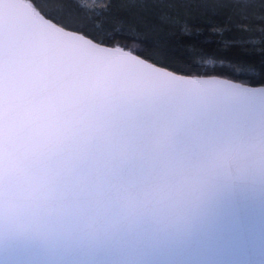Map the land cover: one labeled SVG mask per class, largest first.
I'll return each instance as SVG.
<instances>
[{
	"label": "clouds",
	"instance_id": "clouds-1",
	"mask_svg": "<svg viewBox=\"0 0 264 264\" xmlns=\"http://www.w3.org/2000/svg\"><path fill=\"white\" fill-rule=\"evenodd\" d=\"M256 127L232 92L168 89L119 67L88 73L54 133L0 151V227L69 246L179 230L222 184L264 181Z\"/></svg>",
	"mask_w": 264,
	"mask_h": 264
},
{
	"label": "snow or ice",
	"instance_id": "snow-or-ice-1",
	"mask_svg": "<svg viewBox=\"0 0 264 264\" xmlns=\"http://www.w3.org/2000/svg\"><path fill=\"white\" fill-rule=\"evenodd\" d=\"M52 3L57 5L61 0ZM74 3L78 8L85 7L78 0ZM129 3L149 6L146 0ZM159 19L165 23L170 16L164 12ZM100 27L63 18L55 6L41 15L33 0H0V151L54 133L79 103L86 74L115 67L168 89L235 93L256 119L257 135L264 136V87L254 89L214 76L182 77L161 70L132 54L143 53L142 48L124 51L127 45L104 46L105 40L112 36L106 31L97 33L95 30ZM160 62H164L162 58ZM259 83L264 85V78ZM246 132L247 129L241 130L242 135Z\"/></svg>",
	"mask_w": 264,
	"mask_h": 264
},
{
	"label": "trees",
	"instance_id": "trees-1",
	"mask_svg": "<svg viewBox=\"0 0 264 264\" xmlns=\"http://www.w3.org/2000/svg\"><path fill=\"white\" fill-rule=\"evenodd\" d=\"M78 2L85 7L78 8L74 0L57 5L33 0L44 14L55 6L63 18L101 26L97 33L112 36L104 44L142 48L143 53H136L175 72L262 85L264 0H146L148 7L131 6L129 0ZM164 12L170 19L162 23L159 16Z\"/></svg>",
	"mask_w": 264,
	"mask_h": 264
},
{
	"label": "water",
	"instance_id": "water-1",
	"mask_svg": "<svg viewBox=\"0 0 264 264\" xmlns=\"http://www.w3.org/2000/svg\"><path fill=\"white\" fill-rule=\"evenodd\" d=\"M132 54L161 70L193 76ZM0 264H264V181L224 183L185 227L136 243L69 246L0 227Z\"/></svg>",
	"mask_w": 264,
	"mask_h": 264
},
{
	"label": "rangeland",
	"instance_id": "rangeland-1",
	"mask_svg": "<svg viewBox=\"0 0 264 264\" xmlns=\"http://www.w3.org/2000/svg\"><path fill=\"white\" fill-rule=\"evenodd\" d=\"M129 50V49H128ZM136 53V52H135ZM138 54V53H137Z\"/></svg>",
	"mask_w": 264,
	"mask_h": 264
}]
</instances>
